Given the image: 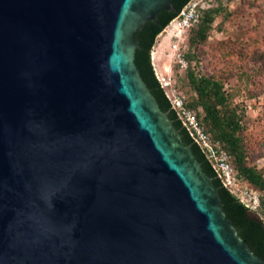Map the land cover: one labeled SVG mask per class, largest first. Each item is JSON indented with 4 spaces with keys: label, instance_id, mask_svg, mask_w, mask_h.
Returning a JSON list of instances; mask_svg holds the SVG:
<instances>
[{
    "label": "water",
    "instance_id": "95a60500",
    "mask_svg": "<svg viewBox=\"0 0 264 264\" xmlns=\"http://www.w3.org/2000/svg\"><path fill=\"white\" fill-rule=\"evenodd\" d=\"M182 1L0 0V264H264L147 60Z\"/></svg>",
    "mask_w": 264,
    "mask_h": 264
},
{
    "label": "rangeland",
    "instance_id": "374dc122",
    "mask_svg": "<svg viewBox=\"0 0 264 264\" xmlns=\"http://www.w3.org/2000/svg\"><path fill=\"white\" fill-rule=\"evenodd\" d=\"M196 1L199 9L212 11L213 21L206 37L200 39L196 35L197 26L191 29L175 24L167 27L162 33V38L168 37L164 56L166 72L161 73L160 65L155 66L152 61L155 76L170 104L179 97L186 108L201 114L200 107L189 105L196 99V93L189 84L187 72L221 81L229 105L235 107L241 119L245 164L264 177V0ZM154 47L151 51L159 58L158 49ZM178 55L185 65L179 63ZM206 134L211 143L219 145L210 133ZM246 189L253 190L259 197L255 211L264 222V205L261 204L264 190L235 176L231 193L240 199L239 193Z\"/></svg>",
    "mask_w": 264,
    "mask_h": 264
},
{
    "label": "trees",
    "instance_id": "16d2710c",
    "mask_svg": "<svg viewBox=\"0 0 264 264\" xmlns=\"http://www.w3.org/2000/svg\"><path fill=\"white\" fill-rule=\"evenodd\" d=\"M189 1L190 0H183L177 8L176 12L173 14V16L169 20H167L166 23L153 35L147 53V60L151 66L153 73L155 70H153L154 66H152L153 64H151L152 58H150V52H152V47H154L155 45V40L157 36L164 32L165 28L171 23L170 21L177 16L180 10ZM199 11L200 21L196 25V35L200 39H204L213 21L212 11L201 9H199ZM187 77L189 84L192 86L193 90L196 93V99L190 102L189 105L194 108H201L202 114L197 112H195V114L204 132L210 133L213 139L219 143V146L227 151L230 157V164L235 176L245 179L248 183H250L252 186L259 190H264V177L262 176V174L257 171L254 167L245 164V150L243 149L240 137V131L242 129L240 121L241 119L239 114H237L235 107H231L229 105V98L228 95L225 93L222 82L210 76H196L191 71L187 72ZM160 88L166 98V101L173 113V116L180 128L182 135L191 145L192 149L197 154V156L204 164L208 172L211 174L215 182L218 184L220 189L223 191L227 199L232 202H238L241 210L258 214V211L251 210L242 201H240L238 197L231 193L228 188L223 186L222 182L217 177V174L215 173L205 154L194 141V139L189 135L188 131L183 126L182 122L179 120L176 112L173 110L167 96L165 95L164 90L161 86ZM261 204L264 205V199L262 200ZM258 221L262 229L264 230L263 220L259 218Z\"/></svg>",
    "mask_w": 264,
    "mask_h": 264
},
{
    "label": "built area",
    "instance_id": "2783aa9c",
    "mask_svg": "<svg viewBox=\"0 0 264 264\" xmlns=\"http://www.w3.org/2000/svg\"><path fill=\"white\" fill-rule=\"evenodd\" d=\"M171 21L175 22L176 27L179 26L185 29H191L196 26L200 21V11L197 1L190 0ZM178 57L179 63L185 65L184 59L179 55ZM171 106L183 126L188 131L189 135L194 139L205 154L223 186L230 190L231 186L235 184V175L232 170L230 157L227 151L219 145L213 144L209 141L207 134L204 132L196 117L195 112L186 108L181 98L176 97L171 100ZM239 194L241 197L240 201H242L251 210L255 211L259 207V197L253 190L246 189Z\"/></svg>",
    "mask_w": 264,
    "mask_h": 264
},
{
    "label": "crops",
    "instance_id": "0c3cea01",
    "mask_svg": "<svg viewBox=\"0 0 264 264\" xmlns=\"http://www.w3.org/2000/svg\"><path fill=\"white\" fill-rule=\"evenodd\" d=\"M169 35H172V32H170ZM161 37H162V33L157 37V40L155 42L156 45L160 44L158 46L159 59L156 63L158 65H160L159 66L160 72L164 73V72H166V67L164 66V64H165L164 63V56H165V50L167 49V46H168V37H164V38H161ZM156 45H155V47H156Z\"/></svg>",
    "mask_w": 264,
    "mask_h": 264
},
{
    "label": "bare ground",
    "instance_id": "6f19581e",
    "mask_svg": "<svg viewBox=\"0 0 264 264\" xmlns=\"http://www.w3.org/2000/svg\"><path fill=\"white\" fill-rule=\"evenodd\" d=\"M173 24H175V22H174V21H171V23H170L167 27H172ZM167 27H166V28H167ZM166 28H165V29H166ZM161 38H162V37H161ZM159 45H160V44L156 45V47L154 48V50H157ZM156 54H157V52H156ZM151 58H152V61L154 62V65L157 66V63H156V62L158 61L159 58H158V56L155 55V52H151ZM152 64H153V63H152ZM158 68H159V66H158ZM157 70H158V69H157ZM159 71H160V70H159Z\"/></svg>",
    "mask_w": 264,
    "mask_h": 264
}]
</instances>
